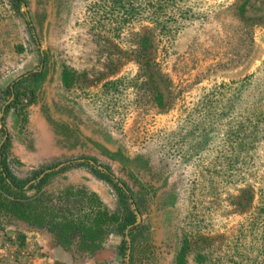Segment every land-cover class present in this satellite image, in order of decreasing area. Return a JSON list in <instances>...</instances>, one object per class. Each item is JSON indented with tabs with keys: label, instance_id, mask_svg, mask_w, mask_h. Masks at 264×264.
Returning a JSON list of instances; mask_svg holds the SVG:
<instances>
[{
	"label": "rangeland",
	"instance_id": "obj_1",
	"mask_svg": "<svg viewBox=\"0 0 264 264\" xmlns=\"http://www.w3.org/2000/svg\"><path fill=\"white\" fill-rule=\"evenodd\" d=\"M243 1H187L195 18L161 54L172 82L163 109L133 82L132 34L144 22L126 21L117 29L112 8L118 0H0V90L39 66L27 19L46 55L34 90L21 89L6 110L13 97L0 99V138L9 139L12 172L24 177L77 156L109 165L136 200L133 264H178L185 240L183 264L256 260L263 244L241 231L247 213L229 205L228 194L237 191L222 165L228 113L240 116L247 96L259 102L264 95V0H249L244 12ZM63 69L77 78L70 87L62 83ZM116 79L119 87L109 83ZM217 151L222 157L214 159ZM249 159L258 167L251 182H264V140ZM68 185L95 192L111 211L117 207L112 187L88 167L54 176L49 188L57 197ZM68 200V208H79L76 198ZM121 239L112 233L94 255L79 256L16 222L0 227V264H122Z\"/></svg>",
	"mask_w": 264,
	"mask_h": 264
},
{
	"label": "trees",
	"instance_id": "obj_2",
	"mask_svg": "<svg viewBox=\"0 0 264 264\" xmlns=\"http://www.w3.org/2000/svg\"><path fill=\"white\" fill-rule=\"evenodd\" d=\"M187 1L128 0L125 6L122 0H118L112 8L116 11L117 29L126 21L144 22L141 31L132 34L136 46L131 53L134 54L138 66V73L133 82L136 80L135 85L146 89L150 102L158 108H169L172 83L162 69L161 54H167L172 39L195 18ZM248 1L244 0L240 6L243 7V12ZM27 24L39 51V66L19 75L0 90L1 104L10 96L13 97L3 110L16 101L21 89L34 90L44 76L46 55L40 48L30 19H27ZM75 79L77 78L74 72L62 70L61 80L66 87H70ZM119 81L116 79L109 83L117 87ZM261 97L263 98L258 102L247 96L240 116L228 113L223 139L226 147L222 165L229 178V185L234 186L237 191L228 194L229 205L234 206V210L240 213H247L241 231L255 234L263 244L256 260L251 261L248 258V264H264V182L259 179L251 182L258 167L249 159L250 152L264 140V95ZM233 107L232 100L229 111ZM2 132L5 133L3 126L0 128L1 135ZM8 140L7 136L3 140L0 138V227L16 222L23 223L28 228L46 233L65 250L89 257L102 248L110 234L117 233L122 236L118 247L122 264H133V236L140 228L139 225L134 226L137 221L136 207L133 206L136 200L126 182L117 177L109 165L92 156L69 157L47 163L32 171L30 175L19 177L12 172L7 162ZM221 157L218 151L214 155V159ZM76 166L88 167L95 177L112 187L117 197L115 210H109L95 192L84 186L68 185L59 190L57 194L60 196H55L49 188L52 178ZM212 172L219 173L220 170L213 168ZM70 197L79 201L78 209L68 208ZM129 226L131 227L126 231ZM127 235L130 237L129 244L125 239ZM187 242L185 240L179 250L178 264L184 263Z\"/></svg>",
	"mask_w": 264,
	"mask_h": 264
},
{
	"label": "water",
	"instance_id": "obj_3",
	"mask_svg": "<svg viewBox=\"0 0 264 264\" xmlns=\"http://www.w3.org/2000/svg\"><path fill=\"white\" fill-rule=\"evenodd\" d=\"M139 220H140V218H139V217H137V221H136V222H139Z\"/></svg>",
	"mask_w": 264,
	"mask_h": 264
}]
</instances>
